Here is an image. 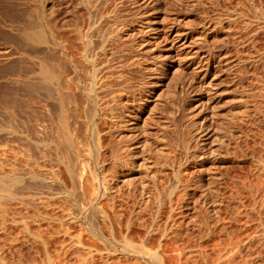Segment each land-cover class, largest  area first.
Here are the masks:
<instances>
[{
  "label": "rangeland",
  "instance_id": "374dc122",
  "mask_svg": "<svg viewBox=\"0 0 264 264\" xmlns=\"http://www.w3.org/2000/svg\"><path fill=\"white\" fill-rule=\"evenodd\" d=\"M56 1L51 2V0H11V2L15 3L17 9H20L24 14H28L29 17L31 18L34 17L33 19H35L36 21H39L37 20L39 18L37 14L38 11H42V10H44L45 12L47 11L46 12L47 14H45L46 15L45 19L48 25L50 26L53 25L54 27V25L57 24L58 25V27L56 26L57 32L59 31L58 35L59 33L60 35L61 34L63 35V36L61 35L62 39L65 37L68 40V38L72 37L70 38L71 40L69 41L74 40L76 43L72 41L75 44H71V45L78 46L77 49H75V47L70 46L69 41L67 43L70 47H72L71 49L74 48V51L76 50V53L78 54V48L80 47L79 49L81 50V48L83 47H81L82 45L77 42L78 40L77 38H75L76 36L72 31L74 29V26L76 25V24L73 25V23L74 22L75 23L77 22V24H80V22L83 23L81 24L82 27L81 25L80 27L84 32L85 30H87L86 29L87 21H85L87 20L86 18L87 16H85V12L83 8L75 6L77 4L75 5L72 4L74 6L73 7L70 3H68L70 4L68 6L67 3L65 4V2H63L65 4L64 5L62 2L58 3ZM114 1L115 2L117 1L118 3L116 2L117 4L112 6L113 8L110 7V9L111 8L114 9V7L116 6L121 8L124 7V9L118 8L119 10H122L121 11L122 13H119V10L117 11L118 14L122 16V18L120 19H125L122 20L123 25L121 24V27L126 28L124 30L127 31H132L137 29L140 26L139 21L142 20V22L145 23V20L147 19L153 20L154 25L159 26V28L161 29L167 27L164 30H167L168 27L170 28L173 24L174 26L177 23L178 25L181 24L179 25L180 26L179 29L182 31H184L185 29V32L189 31L187 32V34H190L189 38L190 36L192 37L194 35H197V32L202 31V29L203 30L207 29L208 35L206 39H204V41L202 42V45H200V43L199 44L195 43L196 41L195 42L192 41V43L198 44L197 46L195 44H193L194 46L193 45L192 46L196 48L200 46L198 48V50L200 51L202 50L201 52L199 51L200 54L201 53L204 54L205 52L206 53L211 52L213 56L216 57V62H215L216 65L215 64L213 65V68L210 71L211 73L208 79V81L209 82L211 81V84H213L212 86L214 89L213 92L214 94L212 93L213 97L210 96L212 100L209 99V96L208 99L205 97L203 90L201 91L198 88L194 89L195 86L192 87L191 83H193V79H194L193 76L195 75L191 73L190 69L189 70L187 69V73L184 72L174 73L175 70L173 69L172 66L176 67L180 63H181L180 66L182 67L185 65L188 66L189 62L184 60L183 61L185 63H183V61L180 62L181 60L179 61L178 56H176L177 54H175L173 50L170 51L169 49H167V47L170 46L169 41L167 42L165 40L166 41L165 42L164 39H162L161 44L163 43L165 45L163 46V44L160 45V43L159 44L155 43V41H153L154 39H151L150 37H146L147 40H150L149 42H151L152 40L153 43L151 42L148 45L146 44L145 46L143 45L142 47L139 46L136 47V45H138V42L141 40L139 39L138 36H136V38L134 37L132 39L134 40L133 42L131 38H127L125 39V41H123L124 40L123 39L122 41L120 40L116 42V44H112L114 46V49L117 51V53L113 49V46H111L112 47L111 52L114 51L113 53L114 55H116L115 57L120 56L119 60L118 57L117 59L115 58L116 60L115 62L117 63V65L115 66L118 67L120 65V68L118 67L117 69V67L112 66L113 70L115 71V72L113 71V73L117 75L116 69L117 70L120 69L118 73L120 72L122 73L126 71L125 73H127L128 75L125 73L123 75L121 74L118 75H121L123 80L126 77L127 81L130 84H132V85L128 84L129 86L128 88L133 87V89H130L132 91H129L128 88L126 89L129 91V92L127 91L128 95L126 94L127 93L126 90H124L125 92L122 93L124 94L122 95L124 98L122 97L123 99L121 98L122 99L121 101L123 102L125 100L126 102L127 99L129 101H127L126 104H124V102L121 103V101H119V104L121 103L120 106L123 107L122 105H124L125 107L126 105L125 108L127 107L129 108V109L127 108L126 110H130V108H132L131 110H133V107L135 109L136 106H138L139 102L136 103V101L141 102L142 100L141 97H142L145 100L143 99L144 100L143 103H140L142 104V107L140 108L141 110L139 109V111H137L136 114L138 116L135 117L133 116L134 119L136 120L133 122H137L138 124L141 123L140 125H144V122L147 116H149V114H151L152 117L154 118L149 120L147 119L145 126L142 127L143 130L141 129V127L139 129L146 132V134L144 135L146 137L144 138L146 139L149 138L148 140H150V142L146 139L144 141L143 135L142 136L140 135L142 138L140 136H138V139L137 137H134L130 142H128V144L130 145L133 144L134 141H136L134 143L136 145L139 144L141 140H143V142L141 143L144 144L146 143V144L144 145L140 143L137 146L139 147L140 145H143L146 151L143 150L144 151L143 152L141 150L142 151L141 152L140 150H138L139 148L136 146L138 150L137 155L139 156H135L136 153H134V151L133 152L131 151L132 153L135 154L134 155L135 157L132 156L133 157L132 158L126 156V160H127L126 163H128V166L125 165L126 163L124 161V157H125L124 155H126L125 154L126 152H122L121 154L123 155L120 154L121 156H119L123 158L121 161H123L124 163H122L119 158L121 164L118 161L116 165V163L115 164L111 163L113 160V158L110 159L111 157H113L111 153L109 152L110 155H107L108 152L103 153L102 151L100 152V156L102 161L105 160L104 161L105 167H104V164L103 166L95 164L96 163L95 160L97 159L98 149L96 148L97 147L96 141H94L93 139L94 125L92 124H95L96 126L99 125L100 123L98 120L99 118H95L94 123L90 120L93 111L92 109L93 105L90 103L91 101L87 99V86L90 83L89 78L87 77L89 75V71L87 70H90V68L83 59L82 61L78 62L77 66H87L88 68L87 70L85 68H79V69L69 68L68 71L69 77L73 79V90H74L73 92L76 93L77 97L81 99L82 107H80V111H81V114L79 113L80 118L78 117L77 119H75L76 121L78 120L77 122H75V120L69 116L66 117H68L67 122H69L70 125L71 136L72 137L74 136L73 138L77 139L74 140L75 150L77 152V154L75 153L76 168L79 171L83 168L85 170L87 169V192L83 191L82 187L79 184H75L74 182H72V179L70 178L66 166L58 162L57 165L56 164L53 165L52 163H47L49 169L51 167L50 164H52V166L57 171L55 172L58 174L57 178L58 179L60 178L59 180H62L61 185L59 184V186L55 187L56 190H54V192L57 194L55 198H52L54 200H49L52 201L51 203L48 202L49 204L46 203L43 204L40 201V199H36L37 201L36 200L30 201L31 203H34V205L29 204L30 205L29 206L28 203L30 202H28L27 204L26 203L23 204L25 200L18 201V199H14V200H7L6 198L1 199L0 200V264H49V263L50 264H138V263L148 264V262H145L143 259H139V258L138 260L140 262L137 263L138 261L137 257L125 253L124 250L122 251L123 249L122 245L124 239L131 240L135 243L137 242L139 243L144 240L146 244L147 243L149 245L153 244L152 246L155 247L158 246L160 244L159 242L161 241L162 242L161 246L163 249H165L168 245L171 246L172 248L169 246H168L169 249L166 248L168 252L165 249L166 250L165 257L167 258L165 259V264H171V263L176 264L174 262H171V259L168 256H171V258H173L174 256L175 259L176 258L179 259L180 257L182 258L183 256L181 255L183 254L182 253L179 254V253L181 252V249H185L188 246L189 247L187 248V250L184 251H189L191 249L192 251L191 250L190 251L192 253L196 252V255L199 254L197 255L198 256L197 257L193 253L195 256L193 259L194 262L191 260L192 258L189 259L190 261H192L190 262L187 258L188 256L184 255L186 261L188 260L190 264H218V263L244 264L245 262H246L245 264H247V262H249L250 260L253 263L250 261V263L248 264L251 263L264 264V244L263 245L261 244L262 241H263L262 243H264V240L260 239L261 241L259 242V238H261L264 235V232L262 231L264 230V28L262 29V27H264L263 24L264 0H231V1L230 0H213V1L200 0V3H198L199 0L197 2L195 0L189 1L191 3H188V0L187 1L175 0L176 2L174 0H158L157 1L158 3H155V6L154 4H152L150 0L149 1L135 0L136 3L134 0H132V3H135V5L134 4L132 5V3L130 5L133 6L134 9L129 6V3L131 2V1L129 2V0H123L124 2L128 1L129 3L128 2L124 3L122 0H120V2L119 0H114ZM114 1L111 0L112 3ZM111 2L109 3L110 5L108 6L112 5ZM137 2H143V3L148 2L147 3L148 5L145 3L144 4L141 3V5H143V7L141 8V5H139L140 3ZM207 2L209 3V6ZM149 3H151V5ZM210 3L211 4L214 3L213 6ZM119 4H121V6ZM137 6H140L138 10L139 12L144 10L146 13H148V16L145 13L147 17L142 16L143 19L142 17L138 18L139 13L137 14L138 11L135 10L136 8H138ZM110 9L108 7V10ZM49 11L54 12L53 15L50 13V15L53 16V17L51 16V19L48 16ZM135 11H137L136 14H134ZM224 14L225 15L229 14V15L225 16ZM134 15H137L138 17ZM235 15L237 16L239 15L240 17L235 19L237 17V16L234 17ZM176 16L178 17L179 20L177 21L176 19L175 21H173L174 18H176ZM81 17H83V19ZM132 17L133 19H131ZM136 17L138 18V20H136L137 19ZM227 17L228 18L230 17L231 19H233L234 17L235 20H232V22L229 20L227 21L226 20L228 19ZM222 18L223 19L226 18V19L223 20ZM79 19L81 20L76 21ZM26 21L15 22L14 24H11L10 22L4 20L0 14V88L2 87V89H0V93L3 92L4 88L6 87L8 89V92H13V90H14L13 93H15V91L16 92L21 91L19 94L20 96H23L24 88L22 87L23 85L22 81H26V80L36 81L35 79L37 78L38 70H37V65L35 64V59L33 60V58L27 56V54H25V51H22L21 48L14 43L16 42L14 39L17 40L16 37L19 36L18 33L20 29L25 25ZM170 21L172 23H170ZM221 21H225V22H221ZM217 22L220 23L218 24ZM124 23L126 27H124ZM229 25L231 27H229ZM182 26L183 28L184 27L185 28L183 29ZM130 27L132 29H130ZM84 33H86V31ZM13 37L15 38L11 40V38ZM191 39L189 40L190 43H191ZM126 40H128V42ZM135 40L138 42L136 43ZM129 41H131V43L134 45L130 44ZM122 43H124V45H122ZM126 43L127 45L125 46ZM154 43L157 45L156 47ZM151 44L154 45V47H152L153 50L154 48L157 49V50L155 49L156 52L155 51L153 52L151 49H149L152 46ZM115 45L118 47H116ZM120 45L122 48L124 47L123 50L121 47H119ZM161 46L163 48L165 47L168 51L165 48L163 49ZM134 47L136 48V50L135 49L133 50ZM159 47H161V50L163 49L164 51L163 50L160 51ZM137 48L140 49L138 52H137L138 50ZM127 50L128 52H130L129 54ZM118 51L121 53H119ZM61 52L62 51L60 50L58 53L59 58L60 56L63 57V54L62 55L60 54ZM76 53L74 52L75 55ZM154 53L157 57L159 56L162 58H157L154 55ZM164 53L166 54L170 53V55H174V54L175 55L173 56V58L167 57L166 59V54L163 55ZM132 55L134 56L136 55L135 56L136 58ZM78 57L81 58L80 55H78ZM100 57L98 58H100L101 61L102 56ZM139 57L141 59H139ZM63 58H61L63 59L62 61H66L65 57ZM29 59H31L32 61ZM176 60L180 63H177ZM134 62H140L139 64H141L143 68L141 66L136 67L135 64L137 63ZM164 62L165 64H167L168 69L160 70V71L153 69L149 70L150 68L149 66H151V68H154V66L156 65L159 66V63L163 64ZM130 64L131 66L134 65V67L132 68L131 66H128ZM125 66L126 68H124ZM128 67L131 68L128 69ZM84 69L88 74L84 71ZM131 69L134 73L131 71ZM136 69L139 70L140 73H138L139 71L137 72ZM182 69L184 70L185 68L183 67ZM188 71L190 72V74ZM191 74L193 76H191ZM155 81L160 83L155 86L152 84V82ZM8 86L9 87L11 86L12 89L13 88L14 89L12 90ZM186 86L188 88H186ZM190 87L191 89H194V91L191 90ZM130 92H134V93L131 94ZM133 95L136 97H134ZM130 96L134 98H131ZM238 99L239 100L241 99L244 102L245 108L242 107V110L238 105L236 107L237 104L236 102ZM130 102H134L132 104L135 105L132 106ZM67 106L70 108L72 105L69 106L67 104ZM67 106H66V110H67ZM0 107H1L0 128L10 129V127L12 126L21 124V121L23 120L26 121L25 119L27 115L25 113H21L20 111H18V117H17L18 123L16 122L14 124L10 120L12 117L11 113H9L10 111L5 110L4 105L1 104V101H0ZM124 107L123 109L121 108V110H124ZM121 110L120 113H122ZM68 112L71 114L70 111ZM169 112H171V114ZM69 113L67 115H70ZM58 116H59L58 113H56L54 114V116H52V118L51 117L47 118V122L45 125H48L49 128H48V136L46 137V139L49 138L57 141L58 138L60 137L61 132L59 131L58 128L59 127ZM72 121H74L73 123H75V125L72 123ZM95 121L98 122L99 124L98 123L96 124ZM153 121L156 124H154ZM185 122L186 124H183ZM187 122H190V124ZM164 125H166V127ZM190 125L193 127H191ZM205 125L206 127L209 126L210 130L212 129L211 133L214 130L213 131L214 134L212 133L213 140L210 138L211 140L207 142H209L210 144L212 141L214 142V140L216 139V142L214 143L216 144L218 142V144H216L217 146L216 145L212 146L210 144L202 147L201 143L198 144L199 142V140L197 139L198 135H195L198 133L195 130L196 129L195 126L196 127L198 126L197 129H199V127L203 128L205 127ZM125 128L128 129V127ZM187 128L191 130L189 129L187 130ZM103 129L105 130L103 131ZM183 129H185L186 131ZM99 130L101 131L100 134L102 132L104 133L106 131V127L102 128V126H100ZM124 131L127 134L129 133V129L128 131L126 129ZM181 131H183L184 133ZM187 131L190 132L188 133ZM191 131L192 132L194 131L193 132L194 136H192L193 134L191 133ZM177 133L180 134V136ZM185 133L187 136L185 135ZM117 134L118 133H114L113 136L115 137L117 136ZM214 136L218 137L219 139L214 138ZM100 137L102 138L101 141L104 144L105 143L109 144L110 141L116 138V137L115 138L112 137L111 140V138L105 136V134L103 135L101 134ZM190 138L193 139L191 140ZM34 139H40L39 135L38 134L35 135ZM108 139L110 141L107 142L106 140ZM156 139L159 144L157 143ZM12 140L13 139L9 137L7 133L0 134V151H2L1 149L3 150L7 149L6 146L9 145V147L12 146L11 148H14L13 150L14 153L16 154L15 155L12 153V156L18 155L17 157H19L18 161L12 160L13 162L12 161L6 162L5 167L2 170H0V174L1 172L6 173L7 175L13 174V172H11V169H12V165H14V162L16 164L15 167L18 168L19 172L35 170L36 167L34 165L31 166L30 162L32 158L30 156H35L37 154V150L34 146L31 151L28 150V146L30 145L32 140L28 142L26 140L24 141L18 140L15 141L14 143ZM196 140H198V142H196ZM221 140L223 143L222 147L220 145L221 143H219L221 142ZM162 141L163 143H161ZM184 142L186 143L185 146L188 148V150L186 147H184ZM32 143L34 144L33 141ZM187 143L189 146L187 145ZM160 144L165 146V152L167 153L168 160L170 159V161H168L170 165H174L175 168H178L181 165L186 166L191 170V171L189 170V173L193 175L190 174L183 175L186 178L183 179L182 176L181 181L184 180V182L183 183L180 182L181 185L180 184L178 185V183L176 184V179L174 175L171 176L173 173L170 170V168L169 167L168 169L166 168L167 173L168 171L170 172V174L168 173L170 177H168L169 176L168 174H164V177H162L164 178L163 182L159 183L158 185L159 189L158 188L155 189L159 191L156 192L155 190L154 191L150 190L149 191L150 193L148 192L149 194L147 193L146 196L148 198L145 197L144 200L146 201H144L142 200L144 197L143 196H142L143 198L141 197L140 192L138 193L137 191V188L138 186L140 187V183H146L149 181L150 178H148V175L146 174V170H145L146 168L145 166H143L144 164L142 163V162L145 163V161L142 160L148 158L149 162H147V164L149 163L150 166L152 165L151 166L152 168L154 167L159 168L162 164H164L166 161L160 155L158 154L157 156L153 155V153L155 154L154 148H156V146L158 147ZM195 144L197 145V147H195L196 146ZM181 147L182 148L184 147L183 150ZM198 147L199 149L197 150L196 148ZM210 147L214 150L215 153L214 156L216 157L213 158L208 156L205 157V159L204 158L199 159L196 157L200 152L201 153L206 151L208 152V150L211 149ZM192 149L194 150V153L192 152L193 151ZM134 150L135 152H137L136 149ZM186 150L189 152H187ZM63 153H66V151L62 152V154ZM12 156L10 157L11 159H13ZM108 156L109 158L106 161V158ZM129 159L130 160L132 159V161H129ZM193 159H195L196 162ZM109 160L111 162H109ZM180 160L182 163L180 162ZM128 161L130 163L131 162L133 163L130 164ZM171 161H173V163ZM159 162H161L162 164ZM177 162L178 163L180 162L181 165L180 164L177 165L178 164ZM157 163H159L160 166ZM194 163L196 164L194 165ZM93 164H95L98 167L94 166ZM123 164L124 166L121 167V165ZM132 164L134 165L137 164V165L134 166ZM115 167H117L118 169ZM54 168L52 170L55 171ZM115 173L116 175H114ZM200 177L201 178L203 177L202 180L204 182L203 181L199 182L198 179H200ZM218 177L219 179H216ZM118 178L120 180H118ZM124 178L128 182V184L124 180ZM208 178L211 182L208 180ZM138 182L140 183L138 184ZM200 183L202 184L200 185ZM214 183L217 186H215ZM203 184H205V187ZM162 185L163 187H161ZM174 185H177L178 188H176L177 190H175V193H173L172 196L170 195L171 196L170 197L168 191L170 192L171 189L174 187ZM209 185L212 186L210 187ZM109 186L114 188V190H112L114 194L107 188ZM131 187L133 189H131ZM201 187H203L204 189L202 188L201 190ZM206 188L209 191L210 189L211 190L213 189L212 191H214L213 192L214 196L212 197L210 196V198L207 199L208 201L210 200V202H207V200L203 201L204 199L200 198L203 195L202 191H206ZM14 189L15 188H12V190ZM128 189L133 190L132 191L133 194L131 190ZM200 191L202 195H200L199 193ZM159 193H161V195ZM71 194H73L75 198L71 197L70 196ZM126 194L129 195L127 196ZM157 194L160 195L158 196L159 198L156 196ZM133 195H135L136 197ZM153 197L154 198L157 197V200L154 199ZM137 198L140 201L138 200L137 202ZM165 198L166 200H164ZM159 199H161L162 202H159ZM38 200L40 202H38ZM125 200L127 201L125 202ZM141 201H144L145 203L142 202L143 205L142 204L139 205L138 203L139 202L141 203ZM215 201L217 204L215 203ZM200 202L202 204L204 202V205H202ZM35 203L37 205H35ZM38 203L40 205L41 204L44 205V207L41 205L39 206L40 207L39 208ZM45 204L47 206L48 205L50 206L45 208L46 207ZM24 205H28V207ZM214 205L216 206L214 207ZM209 207L212 208L211 211ZM139 208L147 209L149 211L142 209L140 210ZM117 211L119 218L118 215L115 214L117 213ZM136 212L139 214H137ZM116 218H118V220ZM108 221L109 224L107 225ZM129 223L131 224L130 226ZM149 230L151 232H149ZM161 232L162 233L165 232L166 234L163 233L162 236ZM262 233L263 235L257 238V236H259ZM169 235L171 236V238L168 237ZM164 237L166 241L164 240ZM232 243L235 244L237 247V249L236 247H234L235 249H233V251L228 249L231 247L233 248ZM109 245L110 247H108ZM238 246H240L239 247L240 249L242 247L243 248L240 250ZM172 249H174V251ZM110 251L112 254L109 253ZM225 252L226 253L230 252V253L226 254ZM106 253H108L107 257H106ZM202 253L206 254L204 255L206 256V258L203 256ZM178 254L180 255V257H178ZM230 254L231 256L230 259L228 258L229 260L228 261L225 258L228 257V255ZM232 256L233 258L231 259ZM184 257L180 259L183 261V259L185 260ZM223 257H225L224 262H223ZM217 258L220 260H218ZM168 259H170V261ZM178 259L175 260L177 264L178 263L189 264L187 263L188 261L182 262L181 260L178 261ZM205 260H208V262Z\"/></svg>",
  "mask_w": 264,
  "mask_h": 264
},
{
  "label": "bare ground",
  "instance_id": "6f19581e",
  "mask_svg": "<svg viewBox=\"0 0 264 264\" xmlns=\"http://www.w3.org/2000/svg\"><path fill=\"white\" fill-rule=\"evenodd\" d=\"M52 1H56V0H51V2ZM112 1H114V0H112ZM123 1V0H122ZM131 1V2H130ZM135 1V0H134ZM136 1H138V0H136ZM136 1H135V3H136ZM140 1V0H139ZM142 1V0H141ZM144 1V0H143ZM147 1V0H146ZM145 1V2H146ZM149 1V0H148ZM151 2H152V4H154V6H155V3H158L157 1L158 0H150ZM175 1V0H174ZM187 1V0H186ZM189 1H191V0H188V3H191V2H189ZM196 2L198 1V0H195ZM213 1V0H212ZM231 1V0H230ZM56 2H58V3H60V2H65V4L67 3H70L71 5L72 4H77V5H75V6H78V7H80V8H83V10H84V12H85V16H87L86 18H87V20H85V21H87L86 23H87V30H85L86 31V33H84L83 31H82V25L81 24H83V23H81L80 22V24H77V22L75 23H73V25L74 24H76L75 26H74V29L72 30L73 32H74V34H75V38H77V42L78 43H80L82 46L81 47H83V48H81V50L78 48V54L76 53V50L74 51V48L73 49H71L72 47H75V49H77V47L78 46H72L71 44H75L76 42L74 41V40H72V41H74V42H72V41H69V40H71L70 38H72V37H70V38H68V40L65 38H63L62 39V36L60 35V33H59V35H58V32H57V28H56V26L58 27V25L56 24V25H54V27H53V25L52 26H50V25H48V23L46 22V19H45V17H46V15L45 14H47L44 10H42V11H38V19L37 20H39V21H36L35 19H33L34 17H29V15L28 14H24L20 9H17L16 8V5H15V3H13V2H11V0H0V14H1V16L3 17V19L4 20H6V21H8V22H10L11 24H14L15 22H23V21H26V19H27V21H26V23H25V25L20 29V31H19V33H18V37H16V35H15V37L17 38V40L16 39H14L15 37H13V38H11V40L12 39H14L16 42H14V40H13V42L15 43V44H17V46H19L20 48H21V50L22 51H25V54H27V56H29L30 58H33V60L35 59V64L37 65V78L35 79L36 81H30V80H26V81H22V87L24 88V93H23V96H20V92H16L15 91V93H13L14 92V88L12 89V87L10 86H8L10 89H12L13 90V92H8V89L6 88V90H5V88H4V91H6V92H1L0 93V101H1V104L2 105H4V108H5V110H7V111H10L9 113H11V115H12V117H11V121L15 124L16 122L18 123V121H17V117H18V111H20L21 113H25L27 116H26V121H21V124H17L16 126H12V127H10V129H3V128H0V134L1 133H7L8 135H9V137H11L13 140V143L15 142V141H20V140H22V141H24V140H26L27 142L28 141H33L34 142V144L32 143V141H31V143H30V145L28 146V150L29 151H31L32 150V148H33V146L36 148V150H37V154L35 155V156H30L32 159H31V166L32 165H34L35 167H36V169L35 170H33V171H31V170H29V171H22V172H19V170H18V168H16L15 166H16V164H15V162H14V165H12V169H11V172H13V174H11V175H7L6 173H4V172H1V174H0V200L1 199H7V200H14V199H18V201L19 200H25L24 201V203L23 204H27L28 202H30V201H33V200H36V199H40V201L44 204V203H46V204H49V203H51L52 201H49V200H54V199H52V198H55L56 197V194L57 193H55L54 192V190H56L55 189V187H57V186H59V184L61 185V183H62V180H59L57 177H58V174L57 173H55V172H57L56 171V169L52 166V164L54 165V164H58V162L60 163V164H63V165H65L66 166V168H67V170H68V173H69V175H70V178L72 179V182H74L75 184H79L81 187H82V189H83V191H86L87 192V169L85 170L84 168L83 169H81L80 171L76 168V161H75V157H76V155H75V153L77 154V152H76V150H75V144H74V140H77L76 138L74 139L72 136H71V130H70V125H69V122H67V119H68V117H66V116H69V117H71V118H73L74 120L75 119H77L78 117H79V115L81 114V111H80V107H82L81 106V99L79 98V97H77V95H76V93H74L73 91V79L72 78H70L69 77V68H75V69H79V68H85L86 70L88 69L87 68V66H77V64H78V62H80V61H82V59L87 63V65L89 66V68H90V70H87V71H89V75L87 76L88 78H89V84H88V86H87V99L89 100V101H91L90 103L93 105L92 107V109H93V111H92V114H91V117H90V120L94 123V120H95V118H99L98 120H99V123L98 122H96L95 121V123L97 124H99L100 126H102V128L103 127H106V131L103 133H101L102 135L103 134H105V136H108V137H110L111 138V140H112V137H114L113 135H114V133H118L117 134V136H115L114 138L115 139H113L112 141H110L109 139L108 140H106L107 142L108 141H110L109 142V144L107 143H103L102 141H101V137H100V130H99V128H100V126L99 125H96L95 126V124H92V125H94L93 127H94V129H93V139H94V141H96V148L98 149V151H97V159L95 160L96 161V165H101V166H103V164H104V158H103V160L104 161H102V159H101V156H100V152H102L103 151V153L104 152H108V154L107 155H110L109 154V152L111 153V155L113 156V157H111L110 159H112L113 158V160H114V162H113V160H112V162L109 160V162H111V163H116V165H117V163H118V161H119V158H120V161L123 159V158H121V157H119V156H121V155H123V154H121L122 152H126L125 154L126 155H124V156H122V157H124V161H125V163L127 162V160H126V156L127 157H135V156H139V155H137V153H138V150H144V151H146L145 150V147L143 146V145H140L139 147L137 146V145H139L141 142H143V140H141L140 141V138H139V141H140V143L139 144H134L136 141H134V143H133V141H132V143L134 144H128V142H130L131 140H132V138H134V137H137V139H138V136H142L143 135V139H144V141H145V139L146 138H144V137H146V136H144L145 134H146V132L145 131H142L143 129H142V127H144L145 126V124H146V121H147V119L149 120V119H152V118H154V117H152V115L151 114H149V116H147V118H146V120H145V122H144V125H140V124H138L137 122H133V121H136L135 119H134V117L135 116H138L136 113H137V111H139V109L142 107V104H140V103H143V101L145 100L144 98H142L141 97V102L140 101H136V103L137 102H139L138 103V106H136V108L134 109V107H133V110H131L132 108H130V110H126L127 108H125L126 107V105H125V107H124V105H122L123 107H124V110H121V108L123 109V107H121L120 106V104L121 103H123L124 102V104H126V102L127 101H129L128 99H127V101L125 102V100L122 102L121 100L124 98L122 95H124V94H122V93H124L125 91L124 90H126L129 86H128V84H130L128 81H127V78L125 79L124 78V80H125V82L127 83V85H126V83L124 82V80H123V78L121 77V75H123L126 71H124V72H120V73H118V71L120 70H117L118 69V67L120 68V65L117 67V66H115V65H117V63L115 62L116 60H115V58L117 59V57H115L116 55H114V51L113 52H111L112 51V47L111 46H113L112 44H116V42H118V41H122L123 39V41H125V39H127V38H131V40L135 37L136 38V36H138L139 37V39H141L139 42L138 41H136L135 40V42L137 43L138 42V45H136V47H142L143 45L145 46L146 44L148 45V44H150L151 42L153 43V41H155V43H160V45H162L161 44V40L162 39H164V41L166 40L167 42L169 41V45L170 46H168L167 47V49H169L170 51H172L173 50V52H175V54H177L176 56H178V58H179V61L180 62H182L183 60L184 61H188L189 62V64L188 63H186V64H188V66H183L185 69L183 70L182 68V66H180L181 65V63L180 62H178L177 60V63H180L178 66H172L173 67V69L175 70L174 71V73L175 72H184V73H187V69L189 70H191V73H193V75H195V76H193L192 74H191V76H193L194 77V79H193V83H191L192 84V87L193 86H195L194 87V89L195 88H198L199 90H203V93L205 94V97L208 99V96H209V99H211L212 100V98H210V96H212V93L214 92V89H213V84H211V81L209 82L208 81V79H209V75H210V71H211V69L213 68V65L215 64V62H216V57L215 56H213V54L210 52V51H208V52H210V53H204V54H200V52L202 51H200V50H198V48L200 47H198V48H196V47H193L194 45L193 44H195V43H200V45H202V42L204 41V39H206V37H207V35H208V32H207V29L206 30H203L202 29V31H200V32H197V35H194V36H190V38H189V35L190 34H187V32H189V31H187V32H185V27L183 28V26H182V28L184 29V31H182V30H180L179 28H180V26L179 25H181V24H179L178 25V23L174 26V24L169 28L168 27V29L167 30H164V29H166L167 27H165L164 29H161V28H159V26H156V25H154V21L153 20H151V19H147V20H145V23H143L142 22V20L141 21H139L140 23H139V27L137 28V29H135V30H132V31H127V30H124V29H126V28H123V27H121V24L123 23L122 22V20H125V19H120V18H122V16H120L119 14H118V11L117 10H119L118 8H121V7H118V6H116V7H114V9H112L113 7L112 6H114V5H116L117 3L114 1L113 3L111 2V0H58V1H56ZM112 3V5L111 6H108V5H110L109 3ZM119 2H120V0H119ZM124 2V1H123ZM128 2V1H127ZM126 1L124 2V3H127ZM130 2V3H129ZM129 6L130 7H132L133 9H134V7L133 6H131L130 4L132 3V0H129ZM144 2V3H145ZM163 2V1H162ZM176 2V1H175ZM204 2V1H203ZM202 2V3H203ZM210 2V1H209ZM215 2V1H214ZM227 2V1H226ZM61 3V4H62ZM123 3V4H124ZM135 3H132V5L134 4L135 5ZM137 3H140L139 5H141V3L142 4H144L143 2H137ZM148 3V2H147ZM147 3H145V4H147ZM159 3H160V1H159ZM187 3V4H188ZM193 3V2H192ZM198 3H200V0L198 1ZM208 3V2H207ZM212 3V2H211ZM210 3V4H211ZM64 4V3H63ZM64 4V5H65ZM70 4H68V6L70 5ZM123 4H122V6H123ZM150 5H151V3H149ZM184 4V3H183ZM197 4V3H196ZM196 4H194V5H196ZM214 4V3H213ZM213 4H211L212 6H213ZM120 6H121V4H119ZM138 5V4H137ZM148 5V4H147ZM193 5V6H194ZM198 5V4H197ZM201 5H203V4H201ZM206 5V4H205ZM217 5V4H216ZM73 6V5H72ZM109 7V9H110V7H112L110 10H108V7ZM126 6V5H125ZM176 6V5H175ZM208 6H209V3H208ZM207 6V7H208ZM74 7V6H73ZM77 7V8H78ZM138 8H136L135 10H139V7L140 6H137ZM143 7V5H141V8ZM144 7H146V6H144ZM150 7V6H149ZM211 7V6H210ZM217 7V6H216ZM224 7V6H223ZM76 8V7H75ZM123 9H124V7H122ZM121 8V9H122ZM140 8V9H141ZM129 9H131V8H129ZM132 9V10H133ZM146 9V8H145ZM212 9V8H211ZM47 10V9H46ZM72 10V9H71ZM143 10V9H142ZM122 10H119V13H122L121 12ZM134 11V10H133ZM137 11H135V13L134 14H136V12ZM144 11V10H143ZM143 11H141V12H137V14H138V16L137 15H134V16H137L138 18H141L142 16H146L145 15V11L143 12ZM194 11V10H193ZM222 11V10H221ZM56 12V11H55ZM71 12V11H70ZM75 12V11H74ZM143 12V13H142ZM224 12V11H223ZM228 12V11H227ZM226 12V13H227ZM50 13L53 15V13L54 12H51V11H49V18L51 19V16L52 15H50ZM126 13H128V12H126ZM214 13V12H213ZM222 13V12H221ZM132 14V13H131ZM130 14V15H131ZM147 14V16H148V13H146ZM178 14V13H177ZM189 14H191V13H189ZM27 15H28V17H27ZM84 15V14H83ZM130 15H127V16H130ZM176 15V14H175ZM174 15V16H175ZM225 15V14H224ZM226 15H229V14H226ZM225 15V16H226ZM85 16H84V18H85ZM133 16V15H132ZM146 16V17H147ZM173 16V17H174ZM179 16V15H178ZM189 16V15H188ZM205 16V15H204ZM220 16V15H219ZM237 15H235L234 17H236ZM27 17V18H26ZM53 17V16H52ZM136 17V18H137ZM172 17V18H173ZM181 17V16H180ZM234 17H233V19H231L230 17L228 18V19H226V18H224V19H226L227 21L229 20V21H231L232 22V20H235V19H237V18H239L240 16L238 15L235 19H234ZM82 19H83V17H81ZM124 18V17H123ZM127 18V17H126ZM129 18V17H128ZM135 18V19H136ZM138 18L136 19V20H138ZM201 18V17H200ZM131 19H133V17L131 18ZM142 19H143V17H142ZM144 19H145V17H144ZM177 19V21L179 20L178 19V17L176 16V18H174V20L173 21H175ZM206 19V18H205ZM221 19V18H220ZM219 19V20H220ZM223 19V18H222ZM223 19V20H224ZM81 19H79V20H76V21H80ZM135 20V21H136ZM140 20V19H139ZM170 20H171V18H170ZM225 20V21H226ZM121 21V22H120ZM203 21H204V19H203ZM206 21V20H205ZM225 21H221V22H225ZM125 22H127V21H125ZM180 22V21H179ZM236 22V21H235ZM256 22V21H255ZM258 22V21H257ZM261 22V21H260ZM79 23V22H78ZM85 23V22H84ZM132 23H134V22H132ZM142 23V24H141ZM170 23H172L171 21H170ZM218 24L220 23V22H217ZM254 23V22H253ZM127 24V23H126ZM234 24V23H233ZM261 24V23H260ZM264 24V23H263ZM72 25V26H73ZM80 25H81V27H80ZM86 25V24H85ZM105 25H107V26H105ZM123 25V24H122ZM128 25H129V23H128ZM71 26V25H70ZM103 26H104V28H103ZM138 26V25H137ZM167 26H168V24H167ZM170 26V25H169ZM202 26V25H201ZM220 26H221V24H220ZM223 26V25H222ZM105 27H106V29H105ZM108 27V28H107ZM124 27H126L125 26V23H124ZM163 27V26H162ZM229 27H231L230 25H229ZM128 28V27H127ZM207 28V27H206ZM224 28V27H223ZM222 28V29H223ZM264 27H262V29H263ZM105 29V30H104ZM130 29H132L131 27H130ZM225 29V28H224ZM223 29V30H224ZM261 29V30H262ZM83 30H84V27H83ZM188 30H189V28H188ZM70 31V30H69ZM216 31V30H215ZM71 32V31H70ZM185 32V33H184ZM192 32V31H191ZM194 32V31H193ZM212 32V31H211ZM214 32V31H213ZM70 34V33H69ZM71 35V34H70ZM210 35V34H209ZM141 37V38H140ZM146 37H150L151 39H154L153 41L151 40V42H149L150 40H147L146 39ZM192 38V39H191ZM138 39V40H139ZM146 39V40H145ZM149 39V38H148ZM191 39V43H190V40ZM66 40V41H65ZM130 40V39H129ZM70 42V46H72V47H70L69 45H68V43L67 42ZM127 42H128V40H126ZM134 40H132V42H133ZM165 41V42H166ZM192 41H196L195 43H192ZM72 42V43H71ZM125 43V42H124ZM124 43H122V45H124ZM129 43L130 44H132L131 43V41H129ZM135 43V44H136ZM154 43V44H155ZM79 44V45H80ZM121 44V43H120ZM168 44V43H167ZM198 44H195L196 46L198 45ZM127 45V43L125 44V46ZM132 45H134V44H132ZM131 45V46H132ZM152 45V44H151ZM159 45V46H160ZM193 45V46H192ZM116 46V45H115ZM128 46H129V44H128ZM157 45L155 44V47H156ZM163 46H165L164 44H163ZM70 47V48H69ZM116 47H118V46H116ZM115 47V48H116ZM119 47H121V45L119 46ZM147 47V46H146ZM152 47H154V45H152L149 49H151L153 52L155 51V49L156 48H154V50L152 49ZM162 47V46H161ZM161 47H159L160 48V51H162L161 50ZM170 47V48H169ZM122 48V47H121ZM124 48V47H123ZM123 48H122V50H123ZM113 49H114V46H113ZM117 49V48H116ZM119 49V48H118ZM129 49V48H128ZM136 50V48L134 47L133 48V50ZM138 49V48H137ZM142 49V48H141ZM143 49H145V48H143ZM166 49V48H165ZM166 49V50H167ZM197 49V50H196ZM62 51L60 54L62 55L63 54V57H65V60L66 61H62L64 58L63 57H61L60 56V58H59V51ZM115 50V49H114ZM120 50V49H119ZM125 50V49H124ZM140 49H138L137 50V52L139 51ZM148 50V49H147ZM150 50V51H151ZM157 50V49H156ZM116 51V50H115ZM126 51V50H125ZM130 51V50H129ZM151 51V52H152ZM164 51V50H163ZM168 51V50H167ZM200 51V52H199ZM74 52L76 53V55L74 54ZM119 52V51H118ZM127 52H128V50H127ZM143 52V51H142ZM141 52V53H142ZM145 52V51H144ZM156 52V51H155ZM116 53H117V51H116ZM119 53H121V52H119ZM130 52H128V54H129ZM140 53V54H141ZM147 53V52H146ZM126 54V53H125ZM132 54V53H131ZM135 54V53H134ZM137 54H139V53H137ZM149 54V53H148ZM152 54V53H151ZM166 53H164L163 55H165ZM174 54V55H175ZM69 55H70V57H69ZM78 55H80V57L81 58H79L78 57ZM123 55V54H122ZM154 55H155V53H154ZM162 55V56H163ZM174 55H170V53L169 54H166V59H167V57H172L173 58V56ZM100 56H102V60L100 61ZM128 56V55H127ZM132 56H134V55H132ZM136 56V55H135ZM134 56V57H135ZM140 56V55H139ZM151 56V55H150ZM156 56V55H155ZM161 56V55H160ZM175 56V57H176ZM98 57H100V58H98ZM120 57V56H119ZM119 57H118V60H119ZM125 57V56H124ZM129 57V56H128ZM134 57H131V58H134ZM149 57V56H148ZM154 57V56H153ZM157 57V56H156ZM155 57V58H156ZM181 57V58H180ZM61 58H63V59H61ZM122 58V57H121ZM136 58V57H135ZM151 58V57H150ZM157 58H162V57H157ZM165 58V57H164ZM98 59H99V61H98ZM139 59H141L140 57H139ZM152 59V58H151ZM171 59V58H170ZM176 59V58H175ZM174 59V60H175ZM29 60H31V59H29ZM163 60V59H162ZM173 60V59H172ZM171 60V61H172ZM32 61V60H31ZM30 61V62H31ZM135 61V60H134ZM183 61V63H185ZM218 61V60H217ZM226 61V60H225ZM155 62H157V61H155ZM159 62V61H158ZM174 62V61H173ZM32 63V62H31ZM133 63V62H132ZM134 63H137V64H135V66L137 67H140L141 66V64H139L140 62H134ZM162 63V62H161ZM166 63H167V61H166ZM33 64V63H32ZM128 64V63H127ZM154 64V63H153ZM158 64V63H157ZM125 65V64H124ZM155 65V64H154ZM170 65V64H169ZM216 65V64H215ZM112 66L114 67H117V69H116V73H117V75L115 74V73H113V68H112ZM128 66H131V64L130 65H128ZM123 67V66H122ZM122 67H121V69H122ZM132 68L134 67V65L133 66H131ZM131 67H128V69H130ZM135 67V68H136ZM142 68H143V66H141ZM147 67V66H146ZM150 68H149V70L150 69H153V70H166V69H168L167 67V64H165V62L163 63V64H160L159 63V66H154V68H151V66H149ZM219 67V66H218ZM124 68H126V66L124 67ZM123 68V69H124ZM148 68V67H147ZM147 68H146V70H147ZM84 69V71L86 72V70ZM127 69V70H128ZM126 70V69H125ZM137 70V69H136ZM141 70V69H140ZM144 70V69H143ZM145 70V71H146ZM131 71H132V69H131ZM139 70H137V72H138ZM152 71V70H151ZM115 72V71H114ZM133 72V71H132ZM136 72V71H135ZM143 72V71H142ZM148 72V71H147ZM146 72V73H147ZM189 72V71H188ZM87 73V72H86ZM129 73V72H128ZM134 73V72H133ZM138 73H140V71L138 72ZM137 73V74H138ZM146 73H145V75H146ZM157 73V72H156ZM88 74V73H87ZM86 74V75H87ZM118 74H121V75H118ZM125 74H127V73H125ZM149 74V73H148ZM166 74V73H165ZM183 74V73H182ZM189 74H190V72H189ZM128 75V74H127ZM134 75V74H133ZM139 75V74H138ZM125 76V75H124ZM132 76V75H131ZM150 76V75H149ZM130 77V76H129ZM145 77V76H144ZM143 77V78H144ZM153 77V76H152ZM154 77H156V76H154ZM159 77V76H158ZM132 78V77H131ZM130 79V78H129ZM146 79V78H145ZM156 80V79H155ZM157 81V80H156ZM152 82V84L153 85H157V84H159L160 82ZM150 82V81H149ZM149 84V83H148ZM175 84H177V83H175ZM174 84V85H175ZM190 84V83H189ZM130 85H132V84H130ZM4 86V85H3ZM190 86V85H189ZM135 87V86H134ZM183 87V86H182ZM140 88V87H139ZM142 88V87H141ZM181 88V87H180ZM185 88V87H184ZM186 88H188L187 86H186ZM185 88V89H186ZM0 89H2V87L0 88ZM16 89V88H15ZM130 89H133V87L132 88H128V90L129 91H132V90H130ZM136 89V88H135ZM134 89V90H135ZM176 89V88H175ZM184 89V90H185ZM190 89H191V87H190ZM194 89H191V90H193L194 91ZM128 90H126V92L128 91ZM189 90V89H188ZM11 91V90H10ZM128 91V92H129ZM147 91V90H146ZM149 91V90H148ZM183 91V90H182ZM128 92L126 93L127 95H128ZM142 92V91H141ZM178 92V91H177ZM184 92V91H183ZM18 93V94H17ZM131 94L132 93H134V92H130ZM129 93V94H130ZM140 93V92H139ZM181 93V92H180ZM194 93V92H193ZM147 94V93H146ZM182 94H185V93H182ZM181 94V95H182ZM196 94V93H195ZM194 94V95H195ZM214 94V93H213ZM22 95V94H21ZM126 95V96H127ZM140 95V94H139ZM134 96V95H133ZM143 96V95H142ZM158 96V95H157ZM123 97V98H122ZM131 97V96H130ZM130 97H127V98H130ZM134 97H136V96H134ZM134 97H131V98H134ZM153 97V96H152ZM156 97V96H155ZM154 97V98H155ZM204 97V96H203ZM204 97V98H205ZM213 97V96H212ZM122 98V99H121ZM195 98V97H194ZM200 98V97H199ZM137 99V98H136ZM144 99V100H143ZM160 99V98H159ZM134 100V99H133ZM202 100H204V99H202ZM211 100H208V101H211ZM239 100V99H238ZM237 100V104H236V107H237V105L241 108V110H242V107H244L245 108V106H244V102L240 99L239 101ZM119 101H121V103L119 104ZM132 101V100H131ZM154 102V101H153ZM157 102V101H156ZM131 104L132 103H134V102H130ZM209 103V102H208ZM67 104L69 105V106H71V107H73V108H69L68 106H67ZM71 104V105H70ZM129 104V103H128ZM135 105V104H134ZM133 104H132V106H134ZM144 105V104H143ZM202 105V104H201ZM66 106H67V110H66ZM128 106V105H127ZM131 106V107H132ZM238 107V108H239ZM1 108V107H0ZM91 109V110H92ZM129 109V108H128ZM143 109V108H142ZM4 110V111H5ZM120 110L122 111V113H120ZM126 110V111H125ZM141 110V109H140ZM151 110V109H150ZM68 111H70L71 112V114L68 112ZM153 112V111H152ZM174 112V111H173ZM20 113V114H21ZM56 113H58V119H59V131L61 132V134H60V137L58 138V140L56 141V140H52V139H46V137L48 136V128H49V126L48 125H45L46 124V122H47V118L48 117H51L52 118V116H54V114H56ZM70 114V115H72V116H70V115H67V114ZM80 113V114H79ZM170 114H171V112H169ZM175 113V112H174ZM237 113V112H236ZM236 113H234V114H236ZM142 114H143V112H142ZM151 115V116H150ZM19 116H21V115H19ZM22 116H24V115H22ZM29 116V117H28ZM134 116V117H133ZM161 117V116H160ZM20 118V117H19ZM34 118H36V119H34ZM80 118V117H79ZM131 118H133V119H131ZM157 118H158V116H157ZM145 119V118H144ZM165 119V118H164ZM163 119V120H164ZM167 119V118H166ZM175 119V118H174ZM49 120V119H48ZM52 120V119H51ZM70 120V119H69ZM185 120V119H184ZM187 120V119H186ZM71 121V120H70ZM78 121V120H77ZM76 120H75V122H77ZM155 121V120H154ZM153 121V122H154ZM167 121V120H166ZM188 121V120H187ZM74 121H72V123H73ZM152 123V122H151ZM159 123H161V122H159ZM158 123V124H159ZM164 123V122H163ZM187 123H189L190 124V122H187ZM196 123V122H195ZM48 124V123H47ZM74 125H75V123H73ZM154 124H156L155 122H154ZM183 124H186V122L185 123H183ZM91 125V126H92ZM128 125V126H127ZM147 125H148V123H147ZM146 125V126H147ZM188 125V124H187ZM193 125V124H192ZM197 125V124H196ZM212 125V124H211ZM99 126V127H98ZM157 126V125H156ZM163 126V125H162ZM165 127H166V125H164ZM184 126V125H183ZM191 126V125H190ZM77 127V126H76ZM125 127H128V129H129V133L127 134L124 130L126 129L127 131H128V129L127 128H125ZM140 127H141V129L142 130H139L140 129ZM191 127H193V126H191ZM190 127V128H191ZM212 127V126H211ZM146 128V127H145ZM185 128H186V125H185ZM195 130L197 131V133L198 134H195V135H198L197 136V139L199 140V142H198V140H196V142H198V144L199 143H201V146L202 147H204V146H206V145H212V146H214V145H216V144H218V142L215 144L214 142H216V139L214 140V142L212 141L210 144H209V142H207V141H209V140H213V134H214V130L212 131V133H211V130L209 129L210 127L209 126H207L206 127V125H205V127H199V129H197L198 128V126L196 127L195 126ZM124 129V130H123ZM163 129V128H162ZM189 128H187V130H188ZM105 129H103V131H104ZM139 130V131H138ZM150 130V129H149ZM182 130V129H181ZM183 130H185V129H183ZM189 130H191V129H189ZM172 131V130H171ZM186 131V130H185ZM175 132V131H174ZM181 132H183V131H181ZM188 132V131H187ZM190 132V131H189ZM188 132V133H189ZM194 132V131H193ZM193 132L191 131V133L193 134ZM184 133V132H183ZM187 133V134H188ZM32 134H34V135H32ZM39 135V137H40V139H34V136L35 135ZM178 134V133H177ZM176 134V135H177ZM6 135V134H5ZM179 136H180V134H178ZM177 135V136H178ZM183 135V134H182ZM185 135H186V133H185ZM140 136V137H141ZM178 136V137H179ZM184 136V135H183ZM187 136V135H186ZM192 136H194V134L192 135ZM191 136V137H192ZM216 136V135H215ZM214 136V138H218V137H215ZM30 137H31V139H30ZM107 137V138H108ZM182 137V136H181ZM196 137V136H195ZM195 137H193V138H195ZM142 138V137H141ZM147 138H148V136H147ZM183 138V137H182ZM187 138V137H186ZM189 138V137H188ZM192 138V139H193ZM211 138V139H210ZM221 138V137H220ZM137 139H135V140H137ZM149 139V138H148ZM148 139H146V140H148ZM191 139V138H190ZM191 139V140H192ZM201 139V140H200ZM219 139V138H218ZM217 139V140H218ZM223 139H224V137H223ZM226 139V138H225ZM11 140V139H10ZM134 140V139H133ZM163 140V139H162ZM182 140V139H181ZM186 140V139H185ZM227 140V139H226ZM11 141V142H12ZM138 141V142H139ZM149 142H150V140H148ZM156 141H157V139H156ZM195 141V140H194ZM224 141V140H223ZM147 142V141H146ZM148 142V143H149ZM181 142V141H180ZM189 142V141H188ZM7 143H8V141H7ZM157 143H158V141H157ZM161 143H163V141L161 142ZM208 143V144H207ZM219 143H221L220 145H221V147L223 146V143H222V140H221V142H219ZM228 143V142H227ZM5 144V143H4ZM141 144H144V143H141ZM146 144V143H145ZM144 144V145H145ZM151 144V143H150ZM154 144V143H153ZM159 144V143H158ZM185 142H184V147H186L185 146ZM6 145V144H5ZM165 145H167V144H165ZM187 145H188V143H187ZM196 145V144H195ZM194 145V146H195ZM219 145V146H220ZM113 146H114V148H113ZM139 148L138 150H137V147ZM143 146V147H142ZM183 146V145H182ZM189 146V145H188ZM199 146V145H198ZM217 146V145H216ZM225 146V145H224ZM226 146H228V145H226ZM7 147V149H1L2 151H0L1 152V154H0V170H2L4 167H5V163L6 162H8V161H12V160H15V161H18V159H19V157H17V156H15L16 154L14 153V148H11V147H9V145L8 146H6ZM10 149H9V148ZM135 147V148H134ZM146 147H147V145H146ZM154 147V146H153ZM176 147H179V146H176ZM183 147V148H184ZM192 147V146H191ZM195 147H197V145L195 146ZM182 148V147H181ZM180 148V149H181ZM183 148H182V150H183ZM187 148V147H186ZM185 148V149H186ZM201 148V147H200ZM211 148V147H210ZM217 148V147H216ZM134 149H136L137 150V152H135V150ZM151 149H152V147H151ZM194 149V148H193ZM192 149V150H193ZM197 150L199 149V147L198 148H196ZM202 149V148H201ZM206 149V148H205ZM205 149H203V150H205ZM181 150V151H182ZM187 150H188V148H187ZM186 150V151H187ZM217 150V149H216ZM64 151H66V153L68 154H66V153H63L62 154V152H64ZM134 151V153H136V155L134 154V153H132V152ZM139 151V152H140ZM141 151V152H142ZM143 151V152H144ZM167 151V150H166ZM179 151V150H178ZM200 151V150H199ZM140 152V153H141ZM152 152V151H151ZM154 152H155V154L153 153V155L154 156H157V154L158 155H160L166 162L164 163V164H162L161 162H159V163H161L162 165L160 166V164L159 163H157V164H159V168H152L150 165H149V163L147 164V162H149L148 161V158H145V160L143 159L142 161H145V163L144 162H142L144 165L143 166H145V170H146V174L148 175V178H150L149 179V181L148 182H146V183H140V182H138V184L140 183V187L138 186V188H137V191H138V193L140 192V195H141V197L143 198H141L142 200H144L145 199V197L147 196V193L151 190V191H154L155 189H157L158 188V185H159V183H162L163 182V180H164V178H162V177H164V174H170V172L168 171V173H167V171H166V168L168 169V167L170 168V170L172 171V175L171 176H173L174 175V177H175V179H176V184L178 183V185L180 184L181 185V183L180 182H184V180L183 181H181V179H182V176L183 175H188V174H190L189 173V168H187L186 166H183V165H181L180 164V162H181V160H180V162L177 164V165H181L180 167H178V168H175L174 167V165H170V163L168 162V161H170V159L168 160V158H167V153L165 152V146H163V145H159L158 147L156 146V148H154ZM184 152V151H183ZM187 152H189V151H187ZM193 153H194V150L192 151ZM216 152H218V151H216ZM12 153L13 154H15L14 156H12ZM102 153V154H103ZM139 153V154H140ZM175 153V152H174ZM191 153V152H190ZM192 153V154H193ZM197 153H199V152H197ZM201 153V152H200ZM198 154V156H196L197 158H199V159H205V157H208V156H210V157H216V156H214V150L211 148L210 150H208V152L206 151V152H203V153H201V154ZM101 154V155H102ZM121 154V155H120ZM184 154V153H183ZM12 156V158L13 159H11L10 157ZM104 155V154H103ZM102 155V156H103ZM135 155V156H134ZM149 155V154H148ZM185 155V154H184ZM150 156V155H149ZM174 156V155H173ZM188 156H191V155H188ZM132 157V158H133ZM160 157V158H161ZM177 157V156H176ZM195 157V158H196ZM109 158V156L106 158V161H107V159ZM169 158H170V156H169ZM175 158V157H174ZM179 158V157H178ZM135 159V158H134ZM150 159V158H149ZM173 159V158H172ZM188 159V158H187ZM208 159V158H207ZM179 160V159H178ZM191 160H192V157H191ZM194 161H195V159H193ZM119 161V163L121 164V162L122 163H124L123 161H121L120 162ZM129 161H132V159L130 160L129 159ZM128 161V162H129ZM136 161V160H135ZM175 161V160H174ZM186 161V160H185ZM13 162V161H12ZM56 162V163H55ZM164 162V161H163ZM172 163H173V161H171ZM196 162V161H195ZM202 162V161H201ZM17 163V162H16ZM47 163H52V164H50L51 165V167H50V169L48 168L49 166H47L48 164ZM106 163V162H105ZM130 163V162H129ZM131 163H133V162H131ZM130 163V164H131ZM169 163V164H168ZM171 163V164H172ZM182 163V162H181ZM185 163V162H184ZM183 163V164H184ZM203 163V162H202ZM201 163V164H202ZM213 163V162H212ZM59 164V165H60ZM95 164H93L94 166H96ZM175 164V163H174ZM196 163H194V165H195ZM198 164V163H197ZM108 165V164H107ZM115 165V166H116ZM125 165H127L128 166V163H126ZM132 165H134V164H132ZM135 165H137V164H135ZM134 165V166H135ZM176 165V166H177ZM203 165V164H202ZM93 166V167H94ZM112 166V165H111ZM122 166H124V164L123 165H121V167ZM131 166V165H130ZM130 166H129V168H130ZM158 166V165H157ZM171 166V167H170ZM197 166V165H196ZM201 166V165H200ZM55 169V171L54 170H52L53 168ZM56 167V166H55ZM96 167H98V166H96ZM104 167H105V164H104ZM103 167V168H104ZM57 168V167H56ZM78 170H76V169ZM115 168H117V167H115ZM135 168V167H134ZM196 168V167H195ZM118 169V168H117ZM116 169V170H117ZM128 169V168H127ZM203 169V168H202ZM115 170V171H116ZM120 170V169H119ZM114 171V172H115ZM121 171H123V170H121ZM191 171V170H190ZM195 171H197V170H195ZM194 172V171H193ZM192 172V173H193ZM111 173V172H110ZM118 173V172H117ZM122 173V172H121ZM4 174H6V175H4ZM56 174H57V176H56ZM107 174V173H106ZM113 174V173H112ZM168 174V175H169ZM196 174V173H195ZM110 175V174H109ZM114 175H116V173L114 174ZM190 175H193V174H190ZM113 176V175H112ZM167 176V175H166ZM213 176V175H212ZM110 177V176H109ZM108 177V178H109ZM168 177H170V175L168 176ZM191 177V176H190ZM197 177V176H196ZM195 177V178H196ZM215 177V176H214ZM115 178V177H114ZM127 178V177H126ZM167 178V177H166ZM186 177H184L183 176V179H185ZM192 178V177H191ZM194 178V177H193ZM198 178H199V176H198ZM203 178V177H202ZM202 178L200 177V179H198L199 180V182H202L203 180H202ZM212 178V177H211ZM129 179V178H128ZM187 179H188V177H187ZM190 179V178H189ZM206 179V178H205ZM214 179V178H213ZM212 179V180H213ZM216 179H219V177L218 178H216ZM112 180H113V178H112ZM118 180H120L119 178H118ZM124 180H125V178H124ZM194 180V179H193ZM208 180H209V178H208ZM123 181V180H122ZM126 181V180H125ZM131 181V180H130ZM168 181V180H167ZM207 181V180H206ZM210 181V180H209ZM216 181V180H215ZM218 181V180H217ZM127 182V181H126ZM166 182V181H165ZM194 182V181H193ZM204 182V181H203ZM211 182V181H210ZM112 183V182H111ZM122 183H125V182H122ZM134 183V182H133ZM216 183V182H215ZM214 183V184H215ZM218 183V182H217ZM127 184H128V182H127ZM126 184V185H127ZM132 184V183H131ZM135 184V183H134ZM133 184V185H134ZM174 184H175V182H174ZM195 184V183H194ZM202 183H200V185H201ZM209 184V183H208ZM213 184V183H212ZM219 184V183H218ZM64 185V184H63ZM62 185V186H63ZM118 185V184H117ZM121 185V184H120ZM183 185V184H182ZM188 185V184H187ZM200 185H197V186H200ZM204 185V187H205V184H203ZM128 186V185H127ZM135 186V185H134ZM185 186V185H184ZM196 186V185H195ZM210 186V185H209ZM212 186V185H211ZM210 186V187H211ZM215 186H217L216 184H215ZM121 187V186H120ZM124 187V186H123ZM122 187V188H123ZM133 187V186H132ZM131 187V189H133ZM161 187H163V185L161 186ZM165 187V186H164ZM181 187V186H180ZM183 187V186H182ZM186 187V186H185ZM188 187H191V186H188ZM220 187V186H219ZM12 188H15L14 190H12ZM111 192H112V190H114V188L113 187H111V186H109V187H107ZM135 188V187H134ZM154 188V189H153ZM176 188H178L177 187V185H174V187L171 189V191L169 192L168 191V193H169V196L171 195L172 196V194L173 193H175V190H177ZM194 188V187H193ZM202 188L203 187H201V190H202ZM131 189H128V190H131ZM153 189V190H152ZM159 189V188H158ZM185 189V188H184ZM187 189V188H186ZM204 189V188H203ZM126 190H127V188H126ZM136 190V189H135ZM164 190V189H163ZM162 190V191H163ZM179 190V189H178ZM181 190V189H180ZM213 190V189H212ZM211 189H210V191L206 188V191H202L203 193V195L201 194V191L199 192L200 193V195H202L200 198H203L204 200L203 201H205V200H207L208 198H210V196L212 197V196H214V191H212ZM216 190V189H215ZM108 191V190H107ZM133 190H131V192H132ZM156 192L157 191H159V190H155ZM182 191H184V190H182ZM181 191V192H182ZM85 192V193H86ZM110 192V193H111ZM130 192V191H129ZM128 192V193H129ZM155 192V193H156ZM161 192V191H160ZM113 194H114V192H112ZM150 193V192H149ZM148 193V194H149ZM153 193V192H152ZM163 193V192H162ZM180 193V192H179ZM213 193V194H212ZM215 193H216V191H215ZM217 193H218V191H217ZM58 194H60V193H58ZM132 194H133V192H132ZM132 194H130V195H132ZM137 194V193H136ZM160 195H161V193H159ZM187 194V193H186ZM212 194V195H211ZM127 195V194H126ZM129 195V194H128ZM127 195V196H128ZM139 195V196H140ZM150 195H152V194H150ZM160 195H156L157 197L158 196H160ZM166 195V194H165ZM164 195V196H165ZM168 195V194H167ZM181 195V194H180ZM193 195V194H192ZM191 195V196H192ZM217 195V194H216ZM222 195V194H221ZM71 197H73V198H75L74 197V195L73 194H71L70 195ZM121 196H123V195H121ZM127 196H125V197H127ZM133 196H135V195H133ZM154 196V195H153ZM168 196V197H169ZM170 196V197H171ZM182 196V195H181ZM197 196V195H196ZM96 197V196H95ZM112 197V196H111ZM136 197V196H135ZM150 197V196H149ZM157 197L156 198H154V199H156L157 200ZM167 197V198H168ZM177 197V196H176ZM180 197V196H179ZM183 197V196H182ZM120 198V197H119ZM127 198H129V197H127ZM146 198H148V197H146ZM159 198V197H158ZM184 198V197H183ZM113 199H115V198H113ZM122 199V198H121ZM133 199V198H132ZM135 199V198H134ZM153 199V200H154ZM182 199V198H181ZM197 199H199V198H197ZM43 200V201H42ZM129 200V199H128ZM136 200V199H135ZM138 198H137V202H138ZM150 200H152V199H150ZM149 200V201H150ZM162 200H163V198H162ZM164 200H166V198L164 199ZM168 200V199H167ZM184 200V199H183ZM215 200V199H214ZM22 201V202H23ZM37 201V200H36ZM36 201H34V202H36ZM39 200H38V202H40ZM122 201V200H121ZM127 200H125V202H126ZM131 201V200H130ZM140 201V200H139ZM144 201H146V200H144ZM144 201H141V203L139 202L138 204L139 205H141L142 204V202H144ZM10 202V201H9ZM21 202V203H22ZM49 202V203H48ZM123 202V201H122ZM135 202V201H134ZM137 202H136V204H137ZM159 202H162L161 201V199H159ZM169 202V201H168ZM168 202H166V203H168ZM197 202H198V200H197ZM207 202H210V200L208 201L207 200ZM114 203V202H113ZM118 203V202H117ZM145 203V202H144ZM149 203V202H148ZM156 203V202H155ZM154 203V204H155ZM171 203H173V202H171ZM201 203V202H200ZM206 203V202H205ZM212 203H213V201H212ZM215 203H216V201H215ZM31 205V204H33L34 205V203H28V205ZM39 204V203H38ZM45 204V208H47L48 206H50V205H46ZM157 204V203H156ZM195 204H197V203H195ZM195 204H194V206H195ZM202 204V203H201ZM208 204H210V203H208ZM217 204V203H216ZM28 205H24V206H27L28 207ZM29 205V206H30ZM35 205H37L36 203H35ZM42 205V204H41ZM40 204L38 205V207L39 206H41ZM114 205V204H113ZM112 205V206H113ZM131 205H133V204H131ZM143 205V204H142ZM178 205V204H177ZM197 205H199V204H197ZM202 205H204V202H203V204ZM201 205V206H202ZM43 207H44V205H42ZM149 206V205H148ZM151 206V205H150ZM155 206V205H154ZM157 206V205H156ZM172 206V205H171ZM176 206V205H175ZM207 206V205H206ZM216 205H214V207H215ZM137 207V206H136ZM204 207V206H203ZM202 207V208H203ZM213 207V206H212ZM40 208V207H39ZM161 208V207H160ZM159 208V209H160ZM206 208V207H205ZM210 208V211L212 210V208L211 207H209ZM119 209V208H118ZM134 209H135V207H134ZM138 209V208H137ZM140 209V208H139ZM142 210H147V209H143V208H141ZM140 209V210H141ZM153 209V208H152ZM151 209V210H152ZM175 209V208H174ZM193 209H194V207H193ZM197 209V208H196ZM217 209V208H216ZM131 210H132V208H131ZM130 210V211H131ZM213 210H215V209H213ZM103 211V210H102ZM116 211V210H115ZM137 211V210H136ZM147 211H149V210H147ZM153 211V210H152ZM159 211V210H158ZM198 211V210H197ZM142 212V211H141ZM113 213V212H112ZM137 213V212H136ZM144 213V212H143ZM209 213H212V212H209ZM214 213V212H213ZM115 214H117L118 215V211H117V213H115ZM120 214H121V212H120ZM137 214H139V213H137ZM142 214V213H141ZM140 214V215H141ZM157 215V214H156ZM108 216V215H107ZM120 216H122V215H120ZM111 217V216H110ZM118 218H119V215H118ZM118 218H116L117 220H118ZM122 218V217H121ZM109 220V219H108ZM105 221V220H104ZM110 221V220H109ZM109 221H108V223H107V225L109 224ZM107 222V221H106ZM131 224L129 223V226H130ZM113 228V227H112ZM147 228V227H146ZM149 228V227H148ZM172 230V229H171ZM263 232H264V230H262ZM261 231V232H262ZM149 232H151L150 230H149ZM172 232V231H171ZM162 233V232H161ZM163 233H165V232H163ZM163 233L161 234L162 236H163ZM167 233H168V230H167ZM173 233V232H172ZM149 234V233H148ZM151 234V233H150ZM166 234V233H165ZM169 234H170V232H169ZM172 235V234H171ZM176 235H177V233H176ZM175 235V236H176ZM263 235V233L262 234H260L259 236H257V238H259V237H261ZM104 237V236H103ZM150 237V236H149ZM167 237V236H166ZM168 237H170L171 238V236L169 235ZM116 239V238H115ZM149 239V238H148ZM147 239V240H148ZM260 239H262V240H264V235L261 237V238H259V242L261 241ZM141 240V239H140ZM139 240V241H140ZM146 240V241H147ZM164 240H165V237H164ZM250 240H252V239H250ZM123 241V240H122ZM166 241V240H165ZM258 242V243H259ZM263 242V241H262ZM261 242V244L263 245L264 243H262ZM138 243V242H137ZM137 243H135V242H133V241H131V240H128V239H124V241H123V245H122V247H123V249H122V251L124 250V252L125 253H127V254H130L131 256H134V257H137V260H138V258L139 259H143L145 262H148V264H165V259H167L166 257H165V252H166V250L167 249H169L168 248V246L165 248V249H163L162 248V246H161V244H162V242L160 241L159 243V245L158 246H152V245H149L148 243V245L145 243V241L143 240L142 242H139L138 244ZM166 243V242H165ZM238 243V242H237ZM233 244V243H232ZM239 244V243H238ZM260 244V243H259ZM260 244V245H261ZM155 245V244H154ZM157 245V244H156ZM235 244H233V248L231 247V246H229V247H231V248H228V249H230V250H232L233 251V249H235L234 247H236V245L234 246ZM241 246V245H240ZM240 246H238V248L240 247ZM108 247H110V245L108 246ZM169 247H171V246H169ZM186 247V246H185ZM189 247V246H188ZM187 247V248H188ZM227 247V246H226ZM172 248V247H171ZM187 248H185V249H181V252L179 253V254H183V255H181V256H183L184 257V255H186V256H188L187 258H188V260L190 259V258H192L191 260L193 261V259H194V257L195 256H197V255H199V254H197L196 255V252L194 253L195 254V256H194V254L189 250V251H184V250H187ZM225 248V247H224ZM243 248V247H242ZM241 248V249H242ZM236 249H237V247H236ZM240 249V248H239ZM240 249V250H241ZM108 250V249H107ZM173 251H174V249H172ZM182 250H183V252H182ZM231 251V252H232ZM236 251V250H235ZM235 251H234V254H235ZM167 252H168V250H167ZM224 252V251H223ZM238 252V251H237ZM92 253V252H91ZM110 254H112L111 253V251L109 252ZM175 253V252H174ZM200 253V252H199ZM226 253V252H225ZM227 253H230V252H227ZM226 253V254H227ZM233 253V252H232ZM231 253V254H232ZM104 254V253H103ZM127 254H125V255H127ZM176 254V253H175ZM178 254V257H180V255ZM192 254H193V256H192ZM203 254V253H202ZM231 254L230 255H228V257H223V262H224V258L225 259H227L228 260V258L230 259V256H231ZM91 255V254H90ZM107 255H108V253H106V257H107ZM204 255H206V254H203V256ZM103 256H105V255H103ZM129 256V255H128ZM167 256H168V254H167ZM201 256V255H200ZM224 256V255H223ZM235 256V255H234ZM170 259H171V262H174V263H176L177 264V262H175V260L176 259H178V258H176L175 259V257L173 256V258H171V256H168ZM182 257V258H183ZM198 257V256H197ZM202 257V256H201ZM205 258H206V256H204ZM236 257V256H235ZM235 257H234V259H235ZM181 258V257H180ZM178 259V261L179 260H181V259ZM185 258V257H184ZM222 258V257H221ZM233 258V256L231 257V259ZM250 258V257H249ZM130 259H132V258H130ZM170 259H168L169 261H170ZM218 259V258H217ZM136 260V261H137ZM168 260H166V261H168ZM174 260V261H173ZM187 260V261H188ZM203 260V259H202ZM218 260H220V259H218ZM217 260V261H218ZM135 261V260H134ZM182 261V260H181ZM180 261V262H181ZM183 261H186V258H185V260L183 259ZM182 261V262H183ZM186 261V262H187ZM190 261V260H189ZM189 261L187 262V263H189ZM192 261H190V262H192ZM205 261H207L208 262V260H205ZM226 261V260H225ZM229 261V260H228ZM227 261V262H228ZM231 261V260H230ZM234 261V260H233ZM232 261V262H233ZM248 261V260H247ZM251 261V260H250ZM250 261L249 262H247V264L248 263H250ZM255 261H256V259H255ZM138 262H140L139 260L137 261V263ZM194 262V261H193ZM214 262V261H213ZM216 262V261H215ZM219 262V261H218ZM217 262V263H218ZM223 262H221V263H223ZM252 262V261H251ZM246 263V262H245ZM244 263V264H245ZM253 263V262H252ZM251 263V264H252ZM50 264V263H49ZM139 264V263H138ZM172 264V263H171ZM179 264V263H178ZM190 264V263H189ZM219 264V263H218Z\"/></svg>",
  "mask_w": 264,
  "mask_h": 264
}]
</instances>
